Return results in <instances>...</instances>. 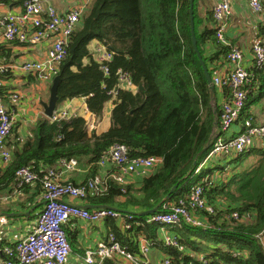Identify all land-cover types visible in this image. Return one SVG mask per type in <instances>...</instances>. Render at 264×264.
Instances as JSON below:
<instances>
[{"label": "trees", "instance_id": "16d2710c", "mask_svg": "<svg viewBox=\"0 0 264 264\" xmlns=\"http://www.w3.org/2000/svg\"><path fill=\"white\" fill-rule=\"evenodd\" d=\"M212 8L201 16L198 0H194L197 46L213 78L218 73L213 66L225 62L230 47L216 40ZM258 30L264 39V25H259ZM92 41L112 54L109 61L100 63L95 59L89 49ZM208 44L214 46L211 53H206ZM4 56L0 65L6 69L0 79L12 71L8 53ZM118 71L125 72L137 86L134 91L120 85ZM249 71L246 103L238 117L241 123L251 117L250 105L264 98V64L251 66ZM56 75L58 104L83 98L88 113L98 121L109 102V126L101 131L90 130L88 117L81 114L57 120L42 116L32 127V134L23 139L20 149L10 150L8 143L13 134L16 137L10 144L17 146L19 142L14 121L6 137L11 156L6 167L0 169V191L10 184L17 188L37 184L42 196L44 170L71 158L88 167L86 179L75 185L101 176L103 190L86 197V202L92 205L139 212L155 207L176 183L167 202L185 200L200 185L213 211L192 210L184 201L192 215L202 219L203 227H170L181 249L158 243V225L144 223L145 216H136L140 224L131 229H123L107 218L104 221L108 231L133 251L137 250L135 243L140 237L151 247L160 245L172 264H201L200 255L209 264H264V250L256 237L264 233V147L252 146L232 157L231 174L221 181L209 177L216 166L194 173L196 165L211 149L214 120L216 117L219 120L221 104L216 102L215 115L212 95L191 43L189 0H89L68 37L66 55L58 64ZM140 83L142 90L138 89ZM8 89L1 85L2 95ZM222 89L229 93L228 86ZM117 144L126 146L128 160L152 156L160 162L150 173L138 178L137 186L126 180L119 183L114 179L118 172L115 163L104 166L103 174L99 171L101 158ZM21 168L35 174L32 182L17 184L16 172ZM234 212L238 218L232 217ZM73 224L74 220L69 219L63 225L70 245ZM4 246L0 241V250ZM104 264H121V260L107 259Z\"/></svg>", "mask_w": 264, "mask_h": 264}, {"label": "built area", "instance_id": "2783aa9c", "mask_svg": "<svg viewBox=\"0 0 264 264\" xmlns=\"http://www.w3.org/2000/svg\"><path fill=\"white\" fill-rule=\"evenodd\" d=\"M7 0H0L5 2ZM249 6L254 11L264 8V0H249ZM83 5L69 11H59L49 4L47 0H22L21 9L0 16V28L2 36L7 41L19 43L38 44L48 42L45 55L34 60H25L19 65L10 66L25 73L34 75L38 80L50 82L56 75L59 62L66 55L68 37L73 32L80 14L84 11ZM231 13L230 0H215L212 8V16L216 21V40L223 46L230 47L225 55L227 69L224 73L214 74L212 82L215 87H229V98L221 103V113L216 129L212 132L211 149L194 169L198 174L207 167L209 158L213 155L236 156L246 152L258 139L264 143V122L255 123L252 117L245 119L240 129L236 132L233 126L246 103L247 87L251 73V66L264 64V39L254 42L250 47L251 65L245 63V50L233 45L225 35ZM94 57L100 63L109 61L112 54L102 44L93 49ZM107 72L105 66H101ZM6 69L0 65V74ZM120 85L129 90H135L137 86L128 79L125 72L118 71ZM18 101V94L10 95V103ZM89 119V129L96 126L95 118L87 109L83 112ZM69 113L64 109H55L51 120L67 119ZM15 117L4 101L0 82V162L6 165L10 160V150L6 146V137L9 135ZM115 163L118 172L114 179L122 183L130 175L144 176L150 173L160 162L156 157L127 159V148L124 145H114L102 157L99 165ZM78 167L76 159L62 160L57 167H48L41 177L43 206L39 211L35 224L31 231L17 240L13 245L4 246L0 250V264H67L71 255V245L67 239L64 223L69 219H78L86 224H95L107 218L116 222L123 229H131L133 225L140 224L135 212L126 209L115 210L108 207L84 208L79 204L69 202L68 199L86 202L88 194L98 193L103 190L101 176L97 175L86 184L75 185L61 178ZM17 184L32 182L35 174L27 168H21L16 172ZM192 210H204L212 213L210 205L203 195V187L196 185L185 198ZM183 199L177 203L164 201L157 211L145 215L144 223L158 225V230H163L161 244L163 246H179L175 234L168 232L175 225H190L203 227L202 219L192 215ZM233 218H238L234 212ZM168 230V231H167ZM262 235L256 236L259 239ZM136 251L123 246L112 231H107L103 238L97 240L93 247L84 250L81 260L77 264H104L105 260H121L125 264H152L148 258L151 245L143 237L136 243ZM181 249V247L179 246ZM3 255V256H1ZM170 256L164 255L158 264H172ZM201 264H209L204 255L199 256Z\"/></svg>", "mask_w": 264, "mask_h": 264}, {"label": "crops", "instance_id": "0c3cea01", "mask_svg": "<svg viewBox=\"0 0 264 264\" xmlns=\"http://www.w3.org/2000/svg\"><path fill=\"white\" fill-rule=\"evenodd\" d=\"M88 1L89 0H47L49 4L62 12L69 11L82 5L85 10ZM248 1L249 0H230L231 13L227 18L228 25L225 30V35L231 43H234H232L233 45H237L246 51L244 53L246 57L245 63L251 65V44L261 39L263 40L258 29L259 25H264V8L261 11H254L249 6ZM214 3L215 0H198L200 15L204 16L207 9L212 8ZM201 4H209L210 7H202ZM21 6L22 0H7L5 2H0V16L10 12H17L21 9ZM98 45V43L92 41L89 45L90 51L93 52V49ZM47 47V41L38 44L10 43L3 38L2 29L0 28V63L4 62V55L6 53H8L9 58L7 61L10 62V66L19 65L25 60L42 58L46 53ZM213 50L214 46L212 44L206 45V53H211ZM213 68L218 72L224 73L227 69V63L223 62L216 64ZM11 70L12 71H10L5 78L1 77L0 82L1 85L9 88L5 94L3 93V101L14 114V121L16 124L15 129L17 130L18 135L17 141L19 142H17V146L10 144V141L16 137V135L13 134L8 143V147L10 150H16L17 147L20 149L23 139L32 134V127L37 119L42 116L46 117L43 114L40 102L47 101L50 82L38 80L37 78L31 77V74L15 68H11ZM13 92L18 94V101L11 104L10 95ZM228 98V93L223 92L222 88L217 87V94L214 95L212 100L215 104L217 102L220 105ZM58 108L66 110L69 115H84L83 112L86 110L84 99L80 97L63 101L57 105V109ZM249 110L255 123L264 122V98L260 99L255 104L250 105ZM96 120L97 119L95 118V122ZM99 120L98 126L100 128L98 127L96 131L107 129L109 126L107 116L103 114L102 118ZM241 125V122L237 120L233 126V130L237 132ZM252 146L264 147V143L255 139ZM231 160L232 156H225L223 154L211 156L207 162V167H209V169L210 167H216L209 177L214 179V181H221L222 179L229 177L231 174L230 169L234 167V164L230 162ZM109 165L110 163H106L104 166L108 167ZM104 166L101 167L102 169L100 168V173H104ZM5 167L6 166L0 162V169H4ZM220 167H224L225 171H221ZM87 172V165L80 162L76 169L69 174H66L61 180L64 182L69 181L74 184H79L86 179ZM139 177L140 176L135 174L130 175L126 178V181L134 182V185L137 186L139 184ZM68 200L69 202L79 205L88 204V202L79 200ZM42 206L43 199L41 196V190L37 184L27 185L24 188H17L15 185L10 184L7 188L0 191V241L6 246L13 245L17 240L29 233L35 224V220ZM71 220H74V224L71 227L74 235L72 234V252L67 264H77L81 260L84 250L93 247L97 240L103 238L108 231V227L104 220L95 224H86V222L78 219ZM163 234V230L158 231V243H161ZM260 242L264 243V233L260 237ZM160 248V245H153L151 247L148 258L152 264H158L161 257L164 256ZM262 248L264 250L263 246ZM121 264L125 263L121 261Z\"/></svg>", "mask_w": 264, "mask_h": 264}, {"label": "water", "instance_id": "95a60500", "mask_svg": "<svg viewBox=\"0 0 264 264\" xmlns=\"http://www.w3.org/2000/svg\"><path fill=\"white\" fill-rule=\"evenodd\" d=\"M193 5H194V0H189V21H190V38H191V43H192V47H193V51L195 52L198 61L201 65L205 80L207 82L210 94L212 95V99L214 98V90H215V86L212 82V77L210 75V73L208 72V69L202 59L201 53L198 49L197 46V40L195 37V32H194V16H193ZM58 83H59V76L55 75L50 83V87H49V96L47 101H41L40 104L42 106L43 109V114L47 117V118H51L53 115V112L55 111L57 105H58V95H57V88H58ZM138 89L142 90L143 87L141 85V83L138 85ZM213 113L216 115V109L213 108ZM218 125V118L216 117L214 120V126H213V130L216 129ZM210 140L211 137L209 138L206 146L208 147L210 145ZM196 164V161L194 162V165ZM189 174V173H188ZM185 177H183L181 180H183ZM180 180V181H181ZM178 183H176L175 185H173L171 187V189L169 190V193L152 209H148V210H143V211H139V212H135L136 216H145V215H149L152 214L154 212L157 211L158 207L160 206V204L164 201H166L169 198V195L176 189ZM84 208H88V209H93L96 207H108V208H113L115 210H122V209H118L112 206H108V205H92V204H85V205H81ZM123 212H127V210H122Z\"/></svg>", "mask_w": 264, "mask_h": 264}, {"label": "rangeland", "instance_id": "374dc122", "mask_svg": "<svg viewBox=\"0 0 264 264\" xmlns=\"http://www.w3.org/2000/svg\"><path fill=\"white\" fill-rule=\"evenodd\" d=\"M201 6L202 7H207V8H209L210 7V5L209 4H201ZM206 8V9H207ZM199 13H200V9H199ZM253 44V43H252ZM251 44V45H252ZM50 86V85H49ZM215 103L213 102V108H215ZM106 108H105V110H104V113L103 114H105L106 116H107V118H108V120H109V114H110V103L108 102L107 104H106V106H105ZM216 109V108H215ZM99 121L100 120H98V122H97V120H96V126H95V129H97L99 126ZM100 128V127H99ZM249 158H252V156H250ZM259 240V242H260V238L258 239ZM260 244H261V246H263L264 247V243H262V242H260Z\"/></svg>", "mask_w": 264, "mask_h": 264}, {"label": "clouds", "instance_id": "9594fccd", "mask_svg": "<svg viewBox=\"0 0 264 264\" xmlns=\"http://www.w3.org/2000/svg\"><path fill=\"white\" fill-rule=\"evenodd\" d=\"M196 168V167H195Z\"/></svg>", "mask_w": 264, "mask_h": 264}]
</instances>
